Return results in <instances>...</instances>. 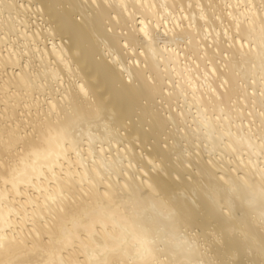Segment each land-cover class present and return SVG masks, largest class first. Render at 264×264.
Returning <instances> with one entry per match:
<instances>
[{"label": "bare ground", "instance_id": "1", "mask_svg": "<svg viewBox=\"0 0 264 264\" xmlns=\"http://www.w3.org/2000/svg\"><path fill=\"white\" fill-rule=\"evenodd\" d=\"M0 264H264V0H0Z\"/></svg>", "mask_w": 264, "mask_h": 264}]
</instances>
